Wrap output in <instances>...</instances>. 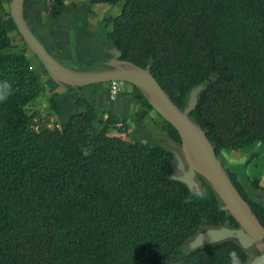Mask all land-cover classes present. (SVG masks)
Masks as SVG:
<instances>
[{"label":"trees","instance_id":"trees-1","mask_svg":"<svg viewBox=\"0 0 264 264\" xmlns=\"http://www.w3.org/2000/svg\"><path fill=\"white\" fill-rule=\"evenodd\" d=\"M15 30L0 0V91L6 85L10 93L0 103V264H229L232 250L246 264L249 252L234 239L187 247L202 229L239 224L203 176L198 189L172 178L175 156L164 145L107 134L110 126L129 125L111 111L98 116L100 108L82 88H70L79 96L63 130L33 128L35 114L25 106L44 85L25 51L12 46ZM106 37L121 59L151 63L181 109L194 87L207 85L191 116L264 226V204L223 153L264 143V0H126ZM166 123L181 144L177 129Z\"/></svg>","mask_w":264,"mask_h":264},{"label":"water","instance_id":"water-1","mask_svg":"<svg viewBox=\"0 0 264 264\" xmlns=\"http://www.w3.org/2000/svg\"><path fill=\"white\" fill-rule=\"evenodd\" d=\"M26 1L11 0L10 17L48 75L57 84L67 88H82L112 81L127 82L138 88L140 91L138 96L144 97L157 114L172 124L180 134L183 154L169 150L174 154L175 167L180 172L178 175L174 174L172 178L185 183L190 189H198L200 186L198 175L203 176L223 202L221 209L228 211L237 220L239 227L221 225L199 231L190 240L188 248L195 250L234 239L249 253H254L246 264H264V226L234 184L206 131L191 116L197 107L199 95L207 85L200 84L194 87L190 91L186 108L181 109L152 74L151 63L147 67H142L121 59L122 52L112 43L104 46L112 54L110 60L100 63L105 64V67L83 70L68 66L50 53L27 23ZM256 196L264 204V195Z\"/></svg>","mask_w":264,"mask_h":264},{"label":"crops","instance_id":"crops-1","mask_svg":"<svg viewBox=\"0 0 264 264\" xmlns=\"http://www.w3.org/2000/svg\"><path fill=\"white\" fill-rule=\"evenodd\" d=\"M104 5L106 4H93L90 0H84L75 10H70L71 12L63 10L60 12L57 18L46 12L48 13V18L44 22L46 37L43 38L36 32L37 36L50 53L60 61L79 62L83 65H88L90 62L88 60L91 57L100 56V59L94 63L105 62L103 60L110 53L104 46L111 42L105 41L104 39L106 38L104 36L106 35L103 36V33L99 34L98 30L105 29L104 33L105 31L106 33L112 31L114 19L109 24L110 13ZM82 6H86L87 10L83 9ZM79 9L85 11L81 10L79 12ZM95 15L99 16L100 19L93 24L91 18ZM56 21L62 24L63 27L55 24ZM110 55L112 56V54ZM37 71L40 73L39 70ZM42 83L44 85L43 92L25 106V111L29 115L37 112L43 116L46 121V128L63 130L76 111L75 101L79 96V92L57 84L50 76L46 80L43 79ZM131 85L127 82H120L118 91L113 93L111 82L103 83L101 87L95 88L94 94L90 96L92 99L90 101L100 108L98 116L101 115L102 110L111 111L121 121H125L129 125L131 132L134 131L133 133L137 134V131H140L138 128L143 125L146 118L150 117L153 119L156 117V111L145 106L139 100L138 94L133 95L132 90H130ZM104 117L108 118L107 113H105ZM116 125L110 126L108 131L113 129L111 132L115 134L114 131L117 132ZM135 125H138L137 128ZM135 140L146 142L145 137ZM227 162L229 161L227 160Z\"/></svg>","mask_w":264,"mask_h":264},{"label":"rangeland","instance_id":"rangeland-1","mask_svg":"<svg viewBox=\"0 0 264 264\" xmlns=\"http://www.w3.org/2000/svg\"><path fill=\"white\" fill-rule=\"evenodd\" d=\"M34 1L35 0H28V8L26 9L25 15L27 16L29 23H31V25L35 29V32L39 33V35H41V37L43 38L46 37L45 36L46 33L44 29V22L46 18H48V13L46 12H49L51 14L52 11H55L56 9L59 10L60 12H62L63 10H66L69 12L70 10H73V9L75 10L79 4L81 5L84 2V0H63V3L60 5L57 2V0H36L35 3H33ZM10 2L11 0H3V12L10 13ZM125 2L126 0H120V2L116 4L104 3L106 4L104 6L108 8V11L110 13L109 24L110 22H112L113 19L115 21L116 17L122 13ZM82 8L86 9V6H82ZM81 10L79 9V12H81ZM99 19H100L99 16H96V15L92 16L91 22L95 24L96 20H99ZM55 24H59V23H57L56 21ZM59 25L63 27L62 24H59ZM104 30L105 29H102V30L99 29L98 30L99 34L103 33L102 34L103 36L106 35V31L104 33ZM10 36L12 38V46L14 48L24 50L32 67L35 70L37 69L40 71L39 73L36 70L38 74H40L39 77L41 81L43 79L46 80L49 77V75L46 72L45 67L43 66L41 61L38 59L36 54L32 52L29 49V47L26 46L25 40H22L21 38V34L15 30L10 33ZM104 37L106 38L104 39L105 41L108 40L106 36ZM111 58L112 56L109 54L108 57L105 58V60L103 61L106 62L110 60ZM99 59H100V56H96V57L94 56L93 58L91 57L88 60L90 61L88 65L86 64L80 67L84 70H87L88 68L100 69V68L105 67V64H100L97 62L94 63L96 60L98 61ZM62 61L65 64H68L72 67H78V66H74L73 63L66 62L64 60ZM97 87H98L97 84L84 86L82 87V92L87 97V99L92 100L90 96L94 94L95 88ZM130 90H132L133 95H137L140 93L138 88H136L133 85L130 86ZM33 114H35L34 119H33V128L36 131H40L46 128L45 126L46 121L43 118V116H41L37 112H34ZM155 114H156L155 118L151 119L150 117H148L145 119V121L143 122V125L140 128H138L140 131H137L138 132L137 134L133 133L134 131L131 132L130 129L126 130L122 122L118 123L115 126L117 129V132L114 131L115 134L111 132L113 131V129L110 131L106 130L107 134L112 135V136H120L123 139L127 141H131V142H134L135 139L140 140L145 137L146 142L148 143H152V144L160 143L164 145L168 150L179 151L181 154H183L182 144L177 143L170 137L168 130H167L168 125L166 123V120L161 115L157 114L156 112ZM135 126L137 128L138 125H135ZM97 128L100 130L105 129L104 127L102 128L98 126ZM93 136H94V133L91 132L90 139H92ZM90 147H91L90 143H87L85 146V148L87 149H89ZM223 153L226 159L228 158L227 160L229 161L228 162L229 169L237 175V178L239 181L244 182L248 186L250 195L254 197L255 199L261 201V199L257 197L256 194L264 195V143L257 141L253 143L252 145L245 147V148H241V149H224ZM240 162H243V163H240ZM176 174L178 175L180 174V172L176 170ZM247 175L249 176V178H251V180H256L260 184V186H262L261 187L262 189H254L253 187H251L249 185ZM193 237L191 239H193ZM190 240L187 242V247H188ZM249 255H250L249 259H251L254 256V253L250 252Z\"/></svg>","mask_w":264,"mask_h":264},{"label":"clouds","instance_id":"clouds-1","mask_svg":"<svg viewBox=\"0 0 264 264\" xmlns=\"http://www.w3.org/2000/svg\"><path fill=\"white\" fill-rule=\"evenodd\" d=\"M9 94L10 93L9 90L7 89V86L4 85V90L0 91V103L6 101ZM199 195H203V193H199ZM229 264H243L242 257L237 251L232 250L229 253Z\"/></svg>","mask_w":264,"mask_h":264},{"label":"built area","instance_id":"built-area-1","mask_svg":"<svg viewBox=\"0 0 264 264\" xmlns=\"http://www.w3.org/2000/svg\"><path fill=\"white\" fill-rule=\"evenodd\" d=\"M119 84H120L119 81H112L111 82V90H112L113 93H116L118 91Z\"/></svg>","mask_w":264,"mask_h":264}]
</instances>
